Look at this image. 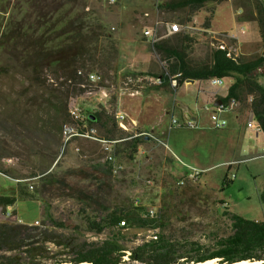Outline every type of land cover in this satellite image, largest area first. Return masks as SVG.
Returning <instances> with one entry per match:
<instances>
[{
	"label": "rangeland",
	"instance_id": "rangeland-1",
	"mask_svg": "<svg viewBox=\"0 0 264 264\" xmlns=\"http://www.w3.org/2000/svg\"><path fill=\"white\" fill-rule=\"evenodd\" d=\"M170 1L172 0H116L111 3L109 0H87L88 10L93 11L95 16L100 18L107 27L106 34L110 38L108 46L110 49L115 48L118 51L117 61L116 65L114 64V69L108 71V75L104 68L92 69L93 72L106 78L104 85L90 84L87 86L86 92L70 97L68 101L69 113L73 105L82 108L85 115H88L89 111L96 112L97 108L94 111L89 109L93 105L101 106V108L106 105L107 111L112 112L114 109L113 98H116L120 91H126L124 87L126 78L133 76L132 74L147 77L142 85H133L139 86L140 91L159 86L151 80L157 77L139 75L144 73L138 70L144 68L142 62L145 60H154L157 64L156 76H161L166 66L162 56L153 50L152 43L144 36L145 24L139 18L140 14L157 8L163 21L157 34L164 35L167 32L168 23L179 22V19L186 16L185 12H170L159 7ZM20 3V0H10V9H13L14 5L19 7ZM255 3L256 0H222L218 3L210 2L201 11H198L194 16L196 23L193 24L197 29L184 32L192 38L190 58L194 62H210L211 50L215 48L212 44L222 40L230 47L236 48L237 55L242 56L240 52L243 54L261 53L262 49L258 45L259 35L256 28L253 24L241 20L244 8L254 11ZM210 9H215L211 21L213 30L236 33L238 39L228 38L225 34L207 33L205 23L210 15ZM247 14L248 12L245 11L243 16ZM2 15L6 20L9 13H2ZM241 28L245 29L243 34H241ZM247 37L249 39L246 40ZM241 41L243 46L238 44ZM22 64L21 60L14 59L12 55L0 52V70H5V73L0 77V165L5 162L9 166L7 173L13 178L22 180L23 183L25 180L29 181V177L34 178L38 174L48 173L49 176H45L41 188V191L45 192L46 202L44 204L52 209L55 218L62 220L67 226H82L88 219L99 215V212L104 208L98 201L94 206L92 202L88 203V206H84L76 197L68 199L72 194H75L69 190H77V188H73L71 185L68 187L53 186L51 178H54L56 169L49 173L53 162L67 145H64L63 141V125L77 126V124L72 118H70L71 121L63 120V105L51 98V93L47 92L45 87L34 82L30 71L23 68ZM44 76L47 77L46 86L49 87L51 84H55L54 88H56V85L62 80L60 78L58 82L57 76L51 70H45ZM208 84L207 82L196 83L186 88L191 90V93L199 95L200 90L210 89ZM102 89H106L110 93L109 98H103ZM210 106L212 105L210 104ZM153 107L149 104L145 108L147 110L144 121L148 125L147 129L152 128L159 115V111L155 113ZM58 110L61 113L63 111V117L58 116ZM220 115L221 119L227 121L228 126L224 130L210 131L205 138L206 146L203 144L202 150L208 154L218 155L215 160L217 164L213 168L202 170L201 177L195 182L187 180V168L183 166V162L179 158L185 161H188V158L174 147L173 141L176 137L183 143L190 135L186 130H176L173 133L175 137L172 139L168 138V135L163 137L167 146L170 147V149H166L172 175L157 174L158 165H156V158L152 152L146 156H140L139 152L136 153L138 158L141 157L137 167L132 166L130 158L124 159L122 161L123 170L117 175L112 173L116 188L115 193L111 194L112 201L109 207H128L134 204L136 198H139L141 205L148 209H155L158 216L164 214L171 218L170 222L173 224L171 229H175V232L178 229L186 228L187 232L192 233L193 238L202 243L209 241L205 235L212 229H218L223 234L228 228L229 220L222 215L226 208L243 217L264 221V206L260 200V193L264 189V134L261 132L257 135L246 126L247 122L244 119H236L237 115L234 112L221 113ZM127 120L128 117L126 119L128 130H124L127 134L137 137L140 132H145L135 131L133 128L136 127H133V123L130 125ZM210 120L213 122L212 118ZM91 127L97 128L99 136H102L98 125ZM118 128H120L119 125ZM159 129H162V126H159ZM77 152L81 154L83 160H90L81 151ZM226 159L235 160V166L229 169V162L222 163L227 161ZM189 161L191 162V160ZM226 175L232 182L224 188L223 181ZM149 181L151 184L148 183ZM182 181H184L183 185L180 184ZM23 183H19V186ZM27 183L32 184L34 181ZM32 185L33 189H30L32 193L39 191L40 187L36 188L35 184ZM9 187L16 188L17 183L14 179L3 174L0 168V193ZM23 189L20 187L19 192ZM75 195L78 197L77 193ZM83 195L87 197L88 194ZM222 201L227 206L223 205ZM49 207H45L44 211L46 212ZM14 209L17 218L13 213L7 215L6 211L1 210L0 221L37 225L33 223L41 218V209H39L37 200H18ZM42 222L43 219L38 224ZM125 233L127 234L126 238L131 240L134 237L147 239L148 235V231L135 233L125 230ZM87 236L93 240L102 238V236L97 237L88 233ZM215 264H218L216 260Z\"/></svg>",
	"mask_w": 264,
	"mask_h": 264
},
{
	"label": "trees",
	"instance_id": "trees-1",
	"mask_svg": "<svg viewBox=\"0 0 264 264\" xmlns=\"http://www.w3.org/2000/svg\"><path fill=\"white\" fill-rule=\"evenodd\" d=\"M20 1L19 7L14 5L10 9V0H0V52L21 60L33 81L45 87L51 98L63 105L64 117L60 110L58 116L69 121L72 118L69 98L87 91V86L92 84L87 75L93 68H104L108 75L116 65L118 51L108 46L107 27L93 11L87 10V0ZM221 1L172 0L159 7L170 12H185L186 16L179 22L187 25L208 3ZM2 13H9L6 20ZM209 13L206 28L211 25L215 9H210ZM244 19L257 22L264 46V2L258 1L252 16L246 15ZM191 43L192 38L184 33L153 43V50L162 56L166 66L161 76L139 75L161 78V84L155 88L170 85L171 78L177 74H180L178 87L187 80L233 78L234 83L222 103L235 98L248 106L264 133V83L260 80L264 78V54L253 58L237 55L229 59L226 52L214 48L210 62H194L190 58ZM45 70H51L57 81L62 79L56 88L55 84L46 86ZM4 73V69L0 70V77ZM102 78L101 86L106 79ZM136 90L140 91L139 86L129 87V91ZM115 115L114 109L112 112L89 111L86 118L89 125L106 129L107 139H126L131 135L118 128ZM143 138L129 140L134 151ZM231 182L226 175L223 187ZM28 198L30 195L23 190L14 196L0 197V210L7 213L8 207ZM260 200L264 206V189ZM148 210L146 206L134 204L107 207L84 225L74 227L55 218L50 207L41 224L0 221V264H207L215 260L218 264H264V221L243 217L226 208L222 215L229 220L228 228L223 234L212 229L205 235L209 241L202 243L186 228L177 232L171 229V218L164 214L149 217ZM121 222L125 226H120ZM157 228L161 230L157 240L126 238L125 230L136 233ZM87 233L102 238L93 240Z\"/></svg>",
	"mask_w": 264,
	"mask_h": 264
},
{
	"label": "crops",
	"instance_id": "crops-1",
	"mask_svg": "<svg viewBox=\"0 0 264 264\" xmlns=\"http://www.w3.org/2000/svg\"><path fill=\"white\" fill-rule=\"evenodd\" d=\"M258 1L264 2V0H256V3ZM154 9L140 14L139 19H141L142 22H144L145 24L144 29L150 28L155 30V28L157 27L158 30L159 26L163 23L158 9L157 8ZM245 11L246 13L248 12L247 14L248 16H252L253 11H251L250 8H246V9L244 8V10L242 11L241 18L244 19L243 14L245 13ZM195 21H196V17L192 22L188 23L187 25H183L179 23L182 27V31L180 33H184L191 29L196 30L197 28L193 25L194 23H196ZM245 21L253 24L254 27L256 28L259 35L258 45L261 47L262 52L243 54L239 51L240 54L242 55L243 58H253L263 55L264 46L260 35V28L257 22L254 20H245ZM157 23L158 26L156 25ZM205 29L207 33H210L212 35L217 33L218 34L227 33L233 36L235 39H238V35L236 33H229L225 31H214L212 28V22L210 27ZM244 32L245 29L241 28V34H243ZM147 39L151 42L150 38ZM247 39L249 38L247 37L246 40ZM238 44L243 46L242 41ZM142 64L144 68L138 71L155 75L156 73L155 70L158 68V66L154 62V60H145L144 62H142ZM260 80L262 83H264L263 77L260 78ZM203 82L209 83L208 80H201V81L195 80L194 83H187V81H185L180 87L177 88H173L171 87V85H167L158 88H146L145 90L138 91L135 93L129 91H125V92L118 91L119 93L117 92L118 94L115 100L113 101L114 102L113 108L116 111V113H120V112L125 113L128 117L127 120L128 123H130V125H132L131 123H133V127L137 128V129L133 128L135 131L140 130V131L149 132L152 135V137H144L141 143H139L137 151H134V148H132L131 143L129 141L130 139L134 138L133 135L128 134L131 136L127 137L126 139L109 140L105 137L107 135V130L100 128L102 131V136H101L102 138H104L107 141H117L113 145L114 158L116 163L118 165H122L123 164L122 161L124 159L130 158L132 162V166L137 167L139 165L138 160L141 159V157L138 158V156H136V153L139 152L140 156L141 155L146 156L147 154L152 152L154 154V157L156 158V165H158V173L157 172L155 173H157L158 175L167 174L171 176L172 175V172L170 171L171 163L167 152V149H170V147L167 146V144L163 140V137L168 135V138L172 139V137H175L173 136L174 131L186 130L189 132L190 136H188L183 143L181 142V139H178L176 137L174 138L173 141L174 147L184 156H186V158H188V161L179 158L183 162V166L187 168L186 173L187 172L189 173L191 169H198L202 171L213 168L215 164H217L215 160L217 159L218 155L215 153L208 154L206 151H202L203 144L206 146L205 138L210 131L219 130L214 128L213 122H211L210 119L212 118V114L216 112V108L220 105V102L222 103L221 100L226 98V96L228 95L229 89L234 83V79L225 78L224 84L219 87L212 86L209 83L208 85L210 86V89L200 90L201 93H198L199 95H195L191 93V90L186 88L189 85H195L196 83L201 84ZM119 89L121 90V86ZM147 103L154 106L153 108H155V113L159 111V115L156 117L157 122L155 121L156 123L153 124L151 129H147L148 125L144 121V117L147 110L145 108H147V105H149ZM210 104L212 106H210ZM89 109L92 111L96 109L95 110L96 112L98 111L101 112L102 110L105 109V111L108 112L106 105H103L102 108L101 106L98 107L97 105L95 106L93 105L90 106ZM230 112H234L237 115L236 119H240V118L244 119L247 123L248 121L252 120L253 115L249 107L244 104L240 103L236 109ZM173 119H177V120L190 119L196 123L198 128L189 129V128L173 127L172 126ZM253 120H255L254 117ZM159 126H162V129H159ZM256 134L258 135L259 133ZM189 148H191L190 151ZM77 151H81V153L89 157L90 160H83L81 154L78 153ZM189 160H191V162ZM226 160L227 161H223L222 163L229 162L228 164L229 169L235 166L236 163L235 160L233 159H226ZM3 163H4L3 165H0L3 174L14 179L15 182L17 183V187L16 188L9 187L4 189V191L0 193V197L17 195L20 187L24 188L23 191L29 194L31 197L28 199H34L39 202V209H41V218L33 223V224H38L42 219L44 220L45 207L46 208L49 207L47 204H44V202H46L44 198L45 192L41 191V188L43 187V180L45 179V176L48 177L49 174L48 173L44 175L38 174L34 178L29 177L28 179L29 181L25 180L24 181L25 184H24L22 180L13 178L11 175H9L7 173L9 166L6 165L5 162ZM110 166L111 165L109 164V162L106 161V152L104 151L103 145L101 143L79 137V138H74L66 146H64V148L56 158V161L53 162L52 169L49 173H51L53 169H56V174L53 175L54 178L53 179L51 178V183H53V186L57 185L59 187L60 186L68 187L71 185L73 186V188L75 187L77 188V190L75 189L69 190V192L73 191V193L75 194L77 193L78 197L77 195L72 194V196H70L68 199H74L76 197V199H78L84 206H88V203L91 202L92 205L94 206V204H96V201H98V203H100L103 208H107L109 207V204L112 201L111 194L115 193V188H116L115 183H113L115 180H114V176L112 175ZM33 181L34 183L32 184H35L36 188L40 187L39 191L37 190L35 193H32L30 191V189H33V185L31 183L30 184L27 183ZM19 183H23V184L19 186ZM85 193L88 194L87 197L83 195ZM222 202L223 205L227 206L224 201ZM14 206L15 205L8 207L7 211L9 213H13L14 217L17 218Z\"/></svg>",
	"mask_w": 264,
	"mask_h": 264
},
{
	"label": "built area",
	"instance_id": "built-area-1",
	"mask_svg": "<svg viewBox=\"0 0 264 264\" xmlns=\"http://www.w3.org/2000/svg\"><path fill=\"white\" fill-rule=\"evenodd\" d=\"M98 1V0H96ZM111 3H114L116 0H109ZM89 8H87L88 10ZM158 26V23L156 24ZM182 31V27L179 23L177 22H172V23H168V28H167V32L164 35H158L157 32V27L155 28V30L147 28L144 30L143 34L146 38H150L152 44L161 40L162 38L165 37H170L173 36L175 34H178ZM226 37L228 38H234L233 36L229 35V34H225ZM215 49L217 50H221L226 52V56L229 59H235L237 57V53H236V48L234 47H230L225 41H218L217 43H213L212 44ZM79 74L82 75V72H79ZM180 74L175 75L174 77L171 78L170 80V85L173 88H177L179 86V79ZM102 75L96 72H92L89 73L87 75V80L92 83V84H100L102 82ZM147 80V77H142V76H128L126 78L125 81V90L129 91V87L133 86V85H142L143 82H145ZM152 81H154V83L156 85H160L162 80L161 78H155V79H151ZM225 78H219V77H212L208 80V82L212 85V86H222L224 84ZM132 93L138 92V90L136 91H129ZM101 94L103 96V98H109L110 97V93L106 90V89H102L101 90ZM251 100V98H250ZM239 101L235 98L229 100L226 103H221L217 108H216V112L217 114H213L212 115V120L213 123L215 125L216 129H224L227 126V121L223 120L220 118V114L221 113H226V112H230L233 111L234 109H236L239 105ZM70 114L72 119L76 122L77 126H72L70 124H65L63 125L62 128V134H63V141H64V145L68 144L69 141L75 137H80V138H86V139H90L93 141H97L99 143H101L103 145L104 151L106 152V161L109 162V164L111 165V172L114 175L119 174L122 170H123V166L122 165H118L115 161L114 158V150H113V145L117 142V141H107L104 138H102L101 136H99L98 134V129L95 127H91L88 125L87 122V115H85L84 110L78 106L73 105L70 109ZM126 119H127V115L125 113H117L116 115V120L117 123L119 125V127L125 131L128 130L127 125H126ZM172 126L176 127V128H189V129H195L198 128V126L196 125V123L190 119H186V120H177V119H173L172 120ZM247 127L250 128L251 130H253L256 133H260L262 132V127L261 125L253 120V116H252V120L248 121L247 123ZM139 136H143V137H152V135L149 132H140V134L137 135V137ZM201 175V171L198 169H191L190 172L187 175V180L190 181H197L199 179ZM149 184H151V182H148ZM180 184H184V181L180 182ZM134 205L135 206H141V200L139 198H136L134 201ZM7 215H10L11 213L7 212ZM148 216L151 218H156L157 216V212L155 209H149L148 210ZM120 226H125L124 222L120 223ZM160 234V229H152L148 231V235H147V239L149 240H157L158 236ZM127 259V258H126Z\"/></svg>",
	"mask_w": 264,
	"mask_h": 264
},
{
	"label": "bare ground",
	"instance_id": "bare-ground-1",
	"mask_svg": "<svg viewBox=\"0 0 264 264\" xmlns=\"http://www.w3.org/2000/svg\"><path fill=\"white\" fill-rule=\"evenodd\" d=\"M258 262H256L255 264H257ZM207 264H215V261H211V262H209V263H207ZM240 264H247V262H243V263H240Z\"/></svg>",
	"mask_w": 264,
	"mask_h": 264
},
{
	"label": "water",
	"instance_id": "water-1",
	"mask_svg": "<svg viewBox=\"0 0 264 264\" xmlns=\"http://www.w3.org/2000/svg\"><path fill=\"white\" fill-rule=\"evenodd\" d=\"M195 80H187V83H194ZM221 104V102H220ZM235 264H240V263H235Z\"/></svg>",
	"mask_w": 264,
	"mask_h": 264
}]
</instances>
